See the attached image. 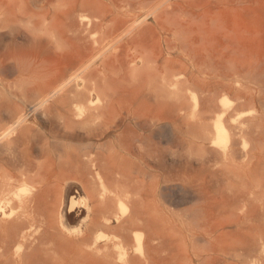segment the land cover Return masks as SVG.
<instances>
[{"label": "bare ground", "instance_id": "bare-ground-1", "mask_svg": "<svg viewBox=\"0 0 264 264\" xmlns=\"http://www.w3.org/2000/svg\"><path fill=\"white\" fill-rule=\"evenodd\" d=\"M198 1L0 0V264H264V0Z\"/></svg>", "mask_w": 264, "mask_h": 264}, {"label": "rangeland", "instance_id": "rangeland-1", "mask_svg": "<svg viewBox=\"0 0 264 264\" xmlns=\"http://www.w3.org/2000/svg\"><path fill=\"white\" fill-rule=\"evenodd\" d=\"M192 8L198 10V13L190 25L185 24L188 33L199 41L204 37L207 39L205 42L217 41L229 45V0H199ZM149 21L147 25L152 26L154 24L153 20L149 19ZM165 39L166 32L160 30V27H158V30L156 29L154 34L148 36L146 42L151 47L156 42L165 41ZM164 53L166 52L164 51ZM163 133L165 134V131L161 132V134ZM71 201L77 204V209L72 212L70 211ZM85 203L86 205L89 204V198L79 186H74L72 191L65 197L62 210L63 225H61V229H63V236L66 239H70L69 241L78 239V237L86 232L84 230H87L89 227L90 215L86 211ZM81 232L84 233L81 234ZM137 232L144 234V231L141 229H138ZM99 234L104 236L105 239H108L107 237L111 239L114 237L115 232L103 229L96 235Z\"/></svg>", "mask_w": 264, "mask_h": 264}]
</instances>
